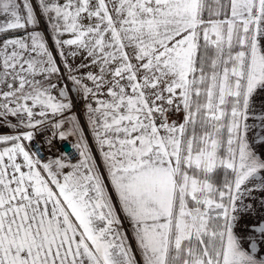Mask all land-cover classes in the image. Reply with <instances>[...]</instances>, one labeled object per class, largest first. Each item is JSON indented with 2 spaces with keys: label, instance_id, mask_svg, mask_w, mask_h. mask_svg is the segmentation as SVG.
<instances>
[{
  "label": "snow or ice",
  "instance_id": "snow-or-ice-1",
  "mask_svg": "<svg viewBox=\"0 0 264 264\" xmlns=\"http://www.w3.org/2000/svg\"><path fill=\"white\" fill-rule=\"evenodd\" d=\"M0 264H264V0H0Z\"/></svg>",
  "mask_w": 264,
  "mask_h": 264
}]
</instances>
